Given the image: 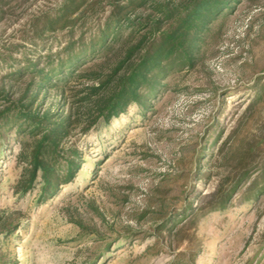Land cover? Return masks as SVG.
<instances>
[{
	"label": "rangeland",
	"instance_id": "374dc122",
	"mask_svg": "<svg viewBox=\"0 0 264 264\" xmlns=\"http://www.w3.org/2000/svg\"><path fill=\"white\" fill-rule=\"evenodd\" d=\"M64 2L4 0L0 56L32 58L65 45L69 29L37 37ZM106 2L96 14L84 8L73 18L94 24L109 13ZM199 56L194 67L170 79L146 113L132 105L109 126L74 133L71 140L85 164L75 181L42 203L35 198L38 187L15 193L25 164L17 158L21 147L13 135L7 137L0 146V217L12 218L16 229L0 247L2 262L173 264L180 258L189 264L196 251V264H264V193L249 204L237 195L225 211L201 214L193 222L184 216L172 231L158 229L162 213L179 217L187 204L200 207L211 199L222 169L213 163L198 172L196 159L212 126L221 131L216 155L227 141V150L240 153L259 144L255 154L264 156V99L253 104L264 83V0L237 3L214 24ZM17 89H9L12 97ZM207 170L209 179L198 177Z\"/></svg>",
	"mask_w": 264,
	"mask_h": 264
},
{
	"label": "trees",
	"instance_id": "16d2710c",
	"mask_svg": "<svg viewBox=\"0 0 264 264\" xmlns=\"http://www.w3.org/2000/svg\"><path fill=\"white\" fill-rule=\"evenodd\" d=\"M106 1L109 13L94 24L73 17L84 8L94 14L104 10L103 0H65L48 15L37 30L39 39L44 32L71 30L57 51L34 53L32 58L25 53L22 59L0 56L5 69L0 74V146L13 135L21 147L17 158L25 164L15 186L17 195L38 187L35 198L42 203L75 181L85 163L81 148L71 140L74 133L86 135L109 126L132 105L143 113L153 108L170 79L201 60L214 24L243 0ZM78 21L82 24L76 35ZM16 87L11 91L15 98L9 89ZM256 90L253 104L264 99V83ZM216 125L204 137L196 159L198 172L213 163L222 169L211 199L200 207L187 204L179 217L162 213L158 229L172 231L184 216H192L193 222L201 214L225 211L237 195L242 204H249L264 193V156L255 154L259 144L240 153L227 150L226 141L216 155L214 146L221 136ZM198 174L205 180L211 175L208 170ZM11 219L0 217V247L14 235ZM196 258L192 251L187 262L196 264ZM95 261L90 259V264ZM184 261L179 258L173 264Z\"/></svg>",
	"mask_w": 264,
	"mask_h": 264
}]
</instances>
